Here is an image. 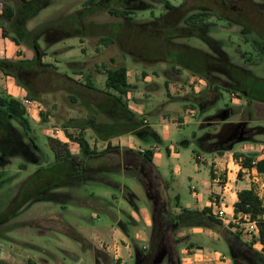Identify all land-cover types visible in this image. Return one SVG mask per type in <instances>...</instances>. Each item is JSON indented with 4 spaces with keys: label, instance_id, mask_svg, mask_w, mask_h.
<instances>
[{
    "label": "rangeland",
    "instance_id": "obj_1",
    "mask_svg": "<svg viewBox=\"0 0 264 264\" xmlns=\"http://www.w3.org/2000/svg\"><path fill=\"white\" fill-rule=\"evenodd\" d=\"M6 1L15 9L20 7L15 0ZM87 1L54 0V6L39 15L16 16L17 29H37L42 62L48 66H12L19 82L0 69V98L38 103L34 111L26 110L30 128L0 108V264H146L154 227V199L139 161L131 158L121 168L106 172L77 173L75 169L69 175L62 168L52 177L32 179L42 168L56 164L50 140L64 143L68 135L83 137L91 147L104 151V145L94 142L89 128L98 122V105H107L105 75L114 65H128L131 82L139 84L130 89L133 107L154 103L147 104L140 114L132 111L131 121L137 129L150 126L158 130L159 122L152 117L155 106L168 102V94L176 102L174 118L164 115L170 124L169 140L157 144L163 155L159 172L172 197V213L180 214L188 204L196 207L194 194H203L213 180L209 150L228 149L217 152L226 155L220 165L223 170L215 174L220 188L227 183L235 187L247 174L238 176L235 154L264 157V0ZM111 8L130 14L117 17L109 12ZM199 13V18L192 17ZM73 17L78 22L72 21ZM16 36L23 44L27 40L22 33ZM107 38L112 40L109 45ZM132 54L144 59V64L134 63ZM143 70L150 81H144ZM17 88L20 94L15 93ZM147 91H151L148 96ZM226 111L229 116L223 119ZM185 119L187 124L182 125ZM3 121L9 129L3 128ZM228 124L231 126L226 128ZM55 128L63 135L57 137ZM67 145L80 160L78 144L70 141ZM138 145L142 153L151 146L141 141ZM171 146L177 149L178 157L169 155ZM176 166L182 169L178 176L173 173ZM216 170L213 166V173ZM257 192L264 205V191L258 184ZM163 195L169 198L168 193ZM175 195L179 196V207ZM217 197L209 195L212 201ZM141 210L149 223L142 215L134 218L137 224L129 218L133 211ZM222 222L223 227L205 228L214 235H191V241L204 251L224 255L230 264H251L239 250L234 261L220 231L231 233V237L238 235L255 251L260 249L256 243L259 238L235 233L230 230L234 224ZM239 223L235 226L243 229L242 221ZM189 225L176 232L180 264L196 252L191 251L186 236L192 227ZM127 226L133 227L129 241L113 246L112 230ZM150 264H171L169 254L161 250Z\"/></svg>",
    "mask_w": 264,
    "mask_h": 264
},
{
    "label": "trees",
    "instance_id": "obj_2",
    "mask_svg": "<svg viewBox=\"0 0 264 264\" xmlns=\"http://www.w3.org/2000/svg\"><path fill=\"white\" fill-rule=\"evenodd\" d=\"M97 0H89L88 4H94ZM0 9L2 13L0 14V26L3 28L4 36H11L10 33L18 35L22 33L26 37L24 45L34 51V59L30 62L28 61H10L7 59H0V69L7 75L14 77L19 82V77L15 74L10 68L12 66H25L31 67L36 64L44 65L42 60L44 53L40 50L39 45L37 44L36 30L33 32L28 31V29L19 30L16 25V16L23 14L26 18L34 17L38 13L46 8L49 5V0H18L20 7L17 9L9 6L7 1L1 0ZM24 10H27L25 13ZM109 12L117 17H126L129 16V11L117 8H111ZM22 15V16H23ZM202 16V13L193 15L194 18H199ZM75 23L78 22L77 17L71 18ZM5 21L7 26H5ZM9 28V29H8ZM11 36V40L17 43L18 45L23 44L21 40L16 36ZM107 45H109L112 40L107 38ZM262 49L264 52V40L262 41ZM106 90L105 93L107 100V105H103L107 110L112 108L111 111L124 113L127 109L126 96L130 91V85L128 83V69L125 65L109 68L106 72ZM91 89L98 90L94 85L89 84ZM0 108L6 110L10 115H13L19 119H22L26 126L30 128L29 121L26 117V109L22 105L21 101L17 99H6L0 98ZM227 112L222 116L223 119L228 117ZM126 118V117H125ZM132 114L126 118V123L130 124V128L134 131L137 129L134 123L131 121ZM128 119V120H127ZM93 120L94 117H93ZM117 120L115 129L117 132L123 130L124 124ZM122 120V117H121ZM98 122H95L92 128H96ZM1 124V122H0ZM4 124V125H3ZM1 126V125H0ZM3 128L9 129V124L7 122L2 123ZM107 125H104V128ZM2 128V127H1ZM112 130L111 132H114ZM140 140H142L147 145L152 144H161V138L156 132H154L149 126L147 129L141 130L137 129L134 132ZM68 139L80 147V160L74 158V155L69 150L67 144L61 143L56 140H50L52 151L55 154L56 164L42 168L37 175L32 179L38 180L43 177H52L59 170L66 169L65 174H74L75 169L78 172L86 173L87 171H97L105 172L112 167L121 168L122 163L130 160L131 158L134 162L139 161L141 167H143L146 179L148 190L152 194L151 197L154 199V211H153V233L149 245L148 255L144 259V263L150 264L152 259L161 251L165 250L169 254L171 264H180V259L178 258V239L176 238V232L179 227L185 226L187 223H190L189 226L192 227H201L207 229H215V227H223L224 223L213 216L211 208H205L202 211L183 209L182 212L178 215L170 211V198L165 199L163 194H167L168 186L163 182L160 172L154 164V152L151 149H148L146 152L142 153L140 151H135L133 149L121 148L119 146L108 145V147L99 152L95 148H92L87 139L83 137H76L73 135H68ZM228 149H220L217 152L223 153ZM74 159V160H73ZM235 160L239 162L241 170L239 171L238 176H243L242 169H256L259 174H264V158L258 159L256 155H244V154H235ZM74 170V171H73ZM212 178H215V175L212 171ZM83 181V180H82ZM84 182V181H83ZM105 183V182H103ZM166 191V193H165ZM177 207H179V196H176ZM235 215L240 213L247 214L251 217L252 221L257 222L259 228V242L263 246V251H255L252 247L245 244L238 235L231 237V233L227 231H220L222 235L226 238L231 249V256L235 261V252L240 251V256L247 258L246 260L251 264H264V205L262 200L258 196L254 188L242 190L238 193V201L234 205ZM218 227V228H219ZM217 230V229H216ZM219 232V231H218ZM236 264V263H235Z\"/></svg>",
    "mask_w": 264,
    "mask_h": 264
},
{
    "label": "crops",
    "instance_id": "obj_3",
    "mask_svg": "<svg viewBox=\"0 0 264 264\" xmlns=\"http://www.w3.org/2000/svg\"><path fill=\"white\" fill-rule=\"evenodd\" d=\"M15 1H16L15 5L20 6V4H17L18 0H15ZM53 1L49 0V5L47 7H50L51 5L54 6L55 2H53ZM1 4L2 3L0 0V5ZM46 8H44V9H46ZM44 9H42V10H44ZM1 13H2V10L0 9V14ZM39 13H38V15H39ZM5 26H7V24ZM28 30H31V29L28 27ZM48 33H51V32H45V34H48ZM0 59H7L10 61H15V62H17V61H28V62H30L34 59V56L30 55V50L24 44L18 45L17 43H15L14 41L11 40V36L5 37L3 28L0 26ZM130 59L134 63H137V64L140 63L141 65L144 64V61H145L144 59L137 58V56H135L134 54H132ZM55 62H56V60H55ZM50 64H52V65L54 64L56 67L58 66V65H56V63H50ZM125 66L128 69V83L130 85V89L137 88V86H139V84L137 85L136 83L131 82V80H130V69H129L128 65L125 64ZM116 67H117L116 65L113 66V68H116ZM142 73H143V77H145L144 81H146V82H148V80L150 81V76L146 75V71L143 70ZM68 76H71V75H68ZM105 77L107 79V75H105ZM105 84H106V82H105ZM147 86L149 87L150 84H148ZM97 89H99V88H97ZM17 90L18 91L15 90V93L20 94V91L18 88H17ZM150 92L151 91H147L146 96H148V94H150ZM131 95H132V92L129 91L126 98H125L126 104H127V109L125 110V112L123 114L119 113L117 111H115V112L111 111L112 108H109L107 110L106 108H103L105 106L100 105V104L98 105V109L100 111V114L98 113V115H99L98 123L96 125V128L95 127L92 129L89 128L92 130L94 142H96L97 146L100 144L104 145V150L108 147L109 144L112 146H119V147L121 146V148L123 146H126L128 148H131V149L137 150V151L142 150L141 146L138 145V142L139 141L143 142V141L140 140L136 135H134V132L137 129L133 131L130 128V124L128 125V123H126V118L129 117V120H130V116L132 114V111L136 114H140L143 112V110L146 109L147 104H148V106H154V103L149 101L147 103L141 104L140 106L133 107L132 102L130 101ZM167 98L169 99L168 102H166L162 107L161 106L158 107V105L155 106V112H154V114H152V117L156 118V120H158V122H159V124H158L159 129L155 130V129H153V127L149 126L161 138V144L167 142L169 140V136H170V124L167 122L164 115L169 114V115L173 116V118H174L173 114H174L175 109L177 108V105H175L176 102H174V100L170 99L169 94L167 95ZM228 111H226V112H228ZM121 117H122V120H121ZM116 119H118V121H120L121 123L124 124L123 130L118 131V132L115 130V129H117V127H116L117 120ZM174 124H176L178 126V123H174ZM185 124H187V119H185V123H183L182 125H185ZM104 125H107L106 126L107 128H104L103 127ZM229 126H231V124H228L225 127L228 128ZM89 129H87V130H89ZM112 130H115V131L111 132ZM185 144H188V142H185ZM200 144L203 147L205 145V143L203 141ZM154 146H156V149L152 150L154 152V160L153 161H154V164L157 167V169L160 171V169L162 168L163 155L161 153H159L157 144H152L149 147V149H151ZM256 151L258 152L259 150L256 149ZM208 152L210 153V158H209V163H208L209 168H210L209 175L212 176L213 166H214V168L217 169L216 171H214V175L218 174L220 172V170H223L222 167H220V165H222L221 161L224 159V157L226 155L220 156L217 154V152H214L212 150H209ZM168 153L172 157H178L179 156L177 149L174 148L173 146L168 148ZM262 158H264V157L263 156L259 157V159H262ZM234 165L237 168V171L241 170V166L239 164H234ZM230 167H231V165L228 166V168H230ZM197 168H199V167H197ZM181 171H182L181 167L176 166V167H174L173 173H174V175L178 176L181 174ZM242 171H243V174L246 172H247V174L245 176H243L244 179L240 180L236 184L235 187L230 186V184L227 183V184H225L224 187L220 188L218 186V183H217V176H215V178L213 180H210L206 184V186H205L206 190L203 194H194V196L196 197V200H197L196 207L192 208L188 204L187 207H183V208L190 209V210H198V211H202L205 208H211V204L213 201L211 199H209V195L213 193V194H216L218 196L217 199L222 202V205H223V207L227 213V217H232V215L235 214L234 205L238 201V193L240 191L254 188L255 191L257 192V184L260 185V189H262L264 191V174H259L256 169H251V170L242 169ZM211 176H210V178H211ZM261 180H263V181L260 183ZM234 188H235V191L230 192ZM168 194H169V198L171 199L172 197L170 196L169 192H168ZM258 195L261 197V193H258ZM175 197H176V195H175ZM179 204L181 205V202H179ZM141 215L144 216L143 217L144 221L146 223H149L148 216L145 215V213H143L142 210L141 211H133L132 215H130L129 218L131 220L135 221V223L137 224V221L135 219L137 216H141ZM126 224H130V222H128ZM124 227L115 228L114 230H112L114 238L111 239L110 242H111V244H113V246L117 247V244L119 242H121V240H123V242L129 241V233L133 227L131 228L130 226H127L125 229H124ZM187 231L190 232L189 234L187 233L186 236L189 237V240H190L189 246H191L193 249L191 251L193 252L195 250L196 252L195 253L193 252L191 254V256H189V261L186 262L185 264H204L206 262L208 264H230V259H227L224 255L222 257H220L219 253H217V252L204 251L201 248V246L199 248V246L195 245L194 242L191 241V235L204 234V233L208 232L210 234V236H212L215 234V232H212L211 230H207V229L205 230V228H201V227H191ZM185 233L186 232L184 231L183 234H180V235L183 236ZM256 243L258 246H260L259 251L262 252L263 246L259 242H256ZM128 247L129 246L127 245V248ZM230 252H231V249H230ZM202 253H204L205 256L201 255ZM220 260H223V261H220Z\"/></svg>",
    "mask_w": 264,
    "mask_h": 264
},
{
    "label": "built area",
    "instance_id": "obj_4",
    "mask_svg": "<svg viewBox=\"0 0 264 264\" xmlns=\"http://www.w3.org/2000/svg\"><path fill=\"white\" fill-rule=\"evenodd\" d=\"M199 83L201 85L204 84V81L203 80H199ZM197 88V87H196ZM238 98V97H236ZM239 100V99H238ZM22 105L24 106V108L27 110V112H31V111H34V109L36 107H38V103L34 100H30V99H23L21 101ZM191 116L194 117L195 116V112L192 111L191 112ZM145 123H148V121H145ZM54 133L56 134V136H61L63 135L62 131L58 128H55L54 129ZM64 143H70V140L67 138ZM156 149V146L152 147L151 150H154ZM142 151V150H140ZM211 210H212V213L214 215H216L217 219L221 220V221H224L226 222L228 225L230 224H234L230 230L233 231V232H237V231H241L244 235L248 236V235H254L255 238H259V228H258V225H257V222L255 221H252L251 220V217L247 214H243V213H240L238 215H232L231 217V220H227V213L222 205V202L218 199H215L212 204H211ZM264 218V216H263ZM240 221H242V224L241 226L243 227V229H240L238 230L237 227L235 226L236 225H239ZM224 258V257H223ZM225 259V258H224Z\"/></svg>",
    "mask_w": 264,
    "mask_h": 264
}]
</instances>
